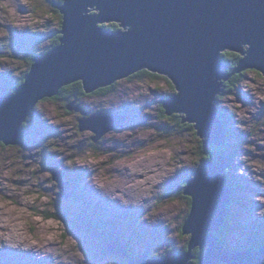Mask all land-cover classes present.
I'll return each instance as SVG.
<instances>
[{
  "label": "clouds",
  "instance_id": "obj_1",
  "mask_svg": "<svg viewBox=\"0 0 264 264\" xmlns=\"http://www.w3.org/2000/svg\"><path fill=\"white\" fill-rule=\"evenodd\" d=\"M66 3L67 0H56L54 4L48 3V0H0V44L9 43L11 30H16L48 37L36 45L33 55L44 56L63 47L64 32L60 30L64 29L66 17L61 8ZM82 15L99 16L100 12L89 7ZM129 31L130 27H122L120 33ZM57 34L62 38L53 44L51 37ZM250 49L251 44L242 45L240 62L233 67L237 69L247 59ZM3 65L8 66L3 70L8 71L17 82L8 93L15 95L16 88L23 86L20 73L25 69L19 60L0 56V66ZM18 67L20 71L16 70ZM143 69L150 70L143 67L115 79L119 81V86H114L115 90H110L102 102L90 101L101 104L97 110L103 111H114L122 104L130 103L137 110L142 109V115L151 117L147 124L134 129L109 130L102 136H97L95 132L97 137L107 142L115 141V144L106 143L103 149L92 147L94 131L80 130L79 114L70 111L67 106L72 101L57 99L53 94L38 98L32 110L38 114L42 124L56 129L59 135L49 136L41 146L31 150L25 149L22 144L0 139V264H11L10 258L3 255L5 253L30 254L37 261H50V264H90V258L80 241L69 231L67 221L60 215L61 188L55 173L44 167L45 154L55 155L57 163L61 165L57 172L86 169L89 173L86 184L102 197L119 202L125 208L143 209L140 223L163 224L169 230L167 239L170 240L172 233L169 225L176 227L172 218L186 211L185 202L178 198L179 193L184 191V184L162 206L154 207L155 198L160 195L158 186H164L168 179L184 169L192 172L199 170L202 162L198 150L204 137L191 130L173 131L161 136L150 126L157 122L153 119L155 109L162 104L157 97L167 96L172 89L166 80L169 75L158 71L150 70L149 79L132 78L133 74ZM230 71L232 68L229 66L225 74L228 75ZM151 73L160 75L151 77ZM228 79L218 81L221 89L215 96V107L217 111L226 110L234 117L235 129L246 134V140L240 146L242 154L233 160V166H238L235 175L258 184V191L264 193V148L260 147L264 145V115H261L264 112V70L241 75L236 81L235 91L226 89L223 82ZM67 83L55 92L58 93ZM238 91L250 97L251 103L241 102ZM48 96L51 98H44ZM31 120V116H25L20 128H28ZM192 123L199 132L196 122ZM215 153V148L208 151L209 156ZM225 174H231V169L226 168ZM253 200L264 206V195H256ZM164 209L169 211L165 213ZM254 215L264 218V207L255 210ZM176 247L178 251L179 245ZM168 248L153 250L151 258L163 256ZM105 264L119 262L109 258Z\"/></svg>",
  "mask_w": 264,
  "mask_h": 264
},
{
  "label": "water",
  "instance_id": "obj_2",
  "mask_svg": "<svg viewBox=\"0 0 264 264\" xmlns=\"http://www.w3.org/2000/svg\"><path fill=\"white\" fill-rule=\"evenodd\" d=\"M89 7L98 9L100 15H82ZM61 11L66 17L60 30L64 32L63 47L35 56L23 86L16 88L15 95L0 97V139L19 143L25 135L20 122L34 113L33 104L44 95L57 96L61 89L77 82L90 95L112 86L118 82L115 79L148 67L169 75L174 87L175 92L162 100L164 114L186 113L182 123L196 130L192 121L196 122V135L204 137L203 146L220 147L226 137L215 107V96L221 89L218 81L245 71L264 70V0H67ZM109 24L119 29L106 28ZM122 27H130V31L120 33ZM244 43L251 44L247 59L226 75L221 55L241 56ZM75 103L67 105L69 110L86 117L87 112ZM109 117L117 120L103 125V119ZM93 120L101 125L81 130L92 129L102 136L122 128L125 117L99 113L89 121ZM97 136L92 138L94 143L102 138ZM230 162V157L214 156L203 161L187 180L183 195L189 197L191 205L181 228V234L187 236L186 250L153 258L141 254L128 264H188L197 248L205 252L200 264H264V242L257 250L231 251L213 236L228 218L231 196L225 169ZM55 178L63 186L58 174ZM62 189L64 193L67 190ZM106 251L129 258L122 244L113 249L108 246Z\"/></svg>",
  "mask_w": 264,
  "mask_h": 264
},
{
  "label": "rangeland",
  "instance_id": "obj_3",
  "mask_svg": "<svg viewBox=\"0 0 264 264\" xmlns=\"http://www.w3.org/2000/svg\"><path fill=\"white\" fill-rule=\"evenodd\" d=\"M51 35H54V33ZM47 38L48 37L45 36H33L27 32L21 33L16 30H11L10 42L0 44V56H5L12 60H19L25 69L20 73V75H22L27 71V58L34 53L36 45ZM7 67V65L0 66V97L8 94H4L3 91L6 90L7 92L12 88V85L7 81L12 79L11 74L8 71L3 70ZM16 70L20 71L19 67ZM247 72L256 71H246V73ZM155 77H158V75ZM149 78L150 77L146 76L141 80ZM166 80L171 84L172 89V83L168 78H166ZM14 86L15 85H13V87ZM116 86H119V81ZM235 86L236 84L232 87L231 91H235ZM114 90L115 87L112 91ZM156 91L159 92L161 90L156 89ZM173 92H175L174 88L169 94H172ZM108 94L109 93L103 94V96L90 94L80 98L79 100H71L72 102L76 101L75 106H79L88 114L86 117L79 114L80 130L81 128L83 130L87 127L94 128L100 126L101 121L99 120L89 121L92 116L99 113H115L117 116L125 117L123 127L115 129V131L134 129L135 127L147 124V122L151 119V117L142 115V109L137 110L135 106L130 103H124L120 108L114 111H103L97 110L101 107V104L90 102H102L103 97ZM237 95L241 102L245 104L251 103L250 97L239 91L237 92ZM165 97L166 96L164 95H159L157 100L161 102V100H164ZM155 102L156 101H153V103ZM109 103L112 102L109 101ZM146 106L150 105L146 104ZM161 106L162 105L160 104L159 107L155 109L156 116L153 117V119L157 122L154 125H150L151 127H154L161 136L171 134L173 131H195L193 127H191L192 125H187L188 123H184L186 124L185 126H181L179 124L177 126L171 117H167L163 113L161 114ZM218 113H220L223 118V124L230 130L228 139L224 142V149L231 157L229 167L231 169V174H228V182L230 181V184L228 183V188L233 196V201L227 205V210L230 216L228 224L232 234H229L226 238L225 244L229 247H235L237 249L240 248V250L243 251L247 250L249 247H254L260 242H264V218H256L254 215L255 210L264 206L254 203L253 200L256 195H264V193H260L258 191L260 187L258 184L253 183L244 177H238L235 175L236 168L238 166H233V160L242 154L240 146L245 142L246 134L235 129L234 117H232L226 110L218 111ZM261 115H264V112H262ZM176 116H178L182 122V115L177 114ZM31 117L32 120L29 127L26 128L25 133L27 134L28 139L24 141L23 138V141L20 143L25 147V149L31 150L35 147H39L49 136L60 134L56 129L48 128L45 124H42L38 114L35 112L31 115ZM116 120V117L103 119V125L115 122ZM93 137H96L94 133ZM202 142L203 141H201L200 145ZM106 143L115 144L116 142H107L101 138L97 143H93L92 147H100L103 149ZM251 143H255V141H251ZM200 145L198 154L201 160ZM116 146L118 147L119 145ZM260 147L264 148V145H260ZM243 154L251 155L250 153ZM43 159L45 169H53L55 174L63 173L64 175L61 179L63 180V184H65V188H67V190L60 196V215L67 221L69 231L80 241L86 255L90 258V264H105V261L109 258H114L119 262V264H126L127 259L121 258L120 256L114 257L111 253L106 251L108 246H111L113 249L115 245H120V241L123 242L128 254L134 255L146 254L148 257H151V252L153 250H159L165 247L169 248L166 249L164 256L169 253L183 251L184 245L187 244V236L180 234V225H182V222L188 216L190 211V205L188 203L189 197L184 196L183 192L179 193L178 198L185 202L186 211H182L177 217L172 218V222L176 224V227L172 228L171 225H169L172 234L169 237L170 240H168L167 236L169 235V230L165 228L163 224H157L150 227L146 222L140 223V217L144 214L143 209L134 208V212H116V208H113L110 211L105 210L103 208L102 200L100 199L101 195L99 194L100 197L95 196L94 194H96V191L91 192L90 188H88L89 185L85 183V179L89 174L87 170L69 171L64 169L61 172H57V169L60 168L61 165L57 163L55 155L49 156L45 154ZM248 171L250 172V170ZM193 174L194 172L190 169H184L177 172L174 177L168 179L164 186H158L160 187V195L155 198L153 206H162L167 200L173 197V193L177 192L182 184H184L183 188H185V183L188 179L193 178ZM84 185L86 186L84 187ZM92 195H94L95 198L92 199ZM168 211V209H164L165 213ZM88 215H92L94 218H97L103 224V227L97 223H94V227H91L90 224L87 226L85 223H87L88 219H86V217ZM176 245H179L178 251ZM3 255H7L10 258L11 264H50V261H37L35 257L30 254L5 253ZM192 261L193 260L188 261V264H193L194 261Z\"/></svg>",
  "mask_w": 264,
  "mask_h": 264
},
{
  "label": "trees",
  "instance_id": "obj_4",
  "mask_svg": "<svg viewBox=\"0 0 264 264\" xmlns=\"http://www.w3.org/2000/svg\"><path fill=\"white\" fill-rule=\"evenodd\" d=\"M48 2L49 3H51V4H54V3H56V0H48ZM58 6V5H57ZM57 10V9H56ZM106 28H111V29H113V30H118L119 29V26L118 25H116V24H110V25H106L105 26ZM54 35H55V33H54ZM58 39H60V35L59 34H57L56 36H53L52 37V39H51V41L53 42V44L58 40ZM35 56H37V55H33V53L27 58V71L26 72H24L22 75H20V77H21V83L23 82V80H24V77L26 76V74L28 73V71H29V69H30V67H31V65H32V63H33V58L35 57ZM240 57L241 56H239V55H237V54H234V53H229V52H224L222 55H221V57H220V59H221V61L223 62V63H225L226 65H227V67L226 68H228L229 66L232 68V71L233 70H235V68L236 67H233V66H237V63H238V61L240 60ZM225 68V69H226ZM225 71V70H224ZM232 71H230L228 74H230V73H232ZM246 73V71L245 72H241V73H238V74H234V75H232L231 76V78L227 81V82H225L224 83V85H225V87H226V89H228L229 91H231V89H232V87H234V85L236 84V81L239 79V77L241 76V75H244ZM149 73L147 72V71H145V70H143V71H141V72H139V73H135L134 75H133V77L132 78H139V79H143L144 77H146V76H148L149 77V75H148ZM156 75L155 74H151V77H155ZM132 78H128V79H132ZM11 85H12V88H13V85H16V81L14 80V79H9V80H7ZM7 82V83H8ZM116 84H117V82L115 83V84H113L112 86H109V87H106V88H102V89H98L97 91H95L94 93H92V95H98V96H103V94H106V93H109V91L111 90H113V88H114V86H116ZM8 88H10V87H8ZM174 87H172V89H173ZM3 93L4 94H7V93H9V91H7L6 92V90L5 91H3ZM174 93V92H173ZM172 93V94H173ZM3 94V95H4ZM169 95H171V94H169ZM169 95H167V96H169ZM86 96V94L83 92V89H82V85H81V83L80 82H77V83H74V84H72V85H69V86H66V87H64L63 89H61L60 91H59V93H58V95L56 96V98L57 99H64L65 101H68V100H73V99H76V100H79L80 98H82V97H85ZM166 96V97H167ZM165 97V98H166ZM164 98V99H165ZM161 103H162V100H161ZM162 105V104H161ZM164 114V110H163V108H162V106H161V114ZM217 114H218V117H219V120H220V122H221V124L223 125V127L225 128V137H226V139H228V136H229V133H230V130L223 124V118H222V116L220 115V113H218V111H217ZM165 115V114H164ZM177 114H174V115H172V116H170L171 117V119L172 120H174L175 121V123H176V125L178 126V124L179 125H181V126H185L186 124H184V123H182L181 122V119H179L178 118V116H176ZM166 116V115H165ZM187 125H190L191 126V124H187ZM191 127H193V125L191 126ZM193 129H194V127H193ZM23 131H24V134L26 133V129H22ZM195 130V129H194ZM195 132H196V130H195ZM26 139H28V136H27V134H25L24 135V141L26 140ZM200 148H201V162H203V161H211L212 159H213V157L214 156H225V157H230V155H229V153L224 149V145L223 146H220V147H218V146H214V145H209L208 147H204L203 146V142H202V144L200 145ZM213 148H215V150L217 151V153H215V154H213L212 156H209L208 155V151H211ZM230 159H231V157H230ZM229 184H230V181L228 182ZM230 187V186H229ZM230 196H231V201H233L232 200V198H233V196L231 195V193H230ZM188 201H189V205H191V200L190 199H188ZM91 216L92 215H88L87 217H86V219H88L87 220V223H85L87 226H89V224L91 225V227L94 225V223H97L98 225H100L101 227H103V224L97 219V218H94L93 216H92V218H94V219H92L91 218ZM186 219H187V217L185 218V220L182 222V225H180V234H181V228H182V226H183V224H184V222L186 221ZM230 219V216H229V213H228V218L226 219V225L224 226V227H222L217 233H215L213 236L216 238V240L220 243V245H222L224 248H226V249H228V250H240V248L239 249H237V248H235V247H229V246H227V244H225V240H226V238L229 236V234H232V231H231V229H230V227H229V224H228V220ZM92 222V223H91ZM97 225V226H98ZM94 227V226H93ZM119 241V240H118ZM121 242V244H123V242L122 241H120ZM261 243H263V242H260V243H258L257 245H255L254 247H252V248H247V250H243V251H249V250H257L258 249V247H259V245L261 244ZM124 245V244H123ZM187 245V244H186ZM186 245H184V247H183V251L184 250H186ZM240 251H242V250H240ZM205 254V252H204V250H202V249H200V248H197L194 252H193V255L195 256V258H194V262H193V264H200V262H201V257L203 256ZM130 255V260L131 259H134V258H136L137 256H139V255H134V254H129ZM113 256V255H112ZM127 262H129V259L126 261V264H128Z\"/></svg>",
  "mask_w": 264,
  "mask_h": 264
},
{
  "label": "bare ground",
  "instance_id": "obj_5",
  "mask_svg": "<svg viewBox=\"0 0 264 264\" xmlns=\"http://www.w3.org/2000/svg\"><path fill=\"white\" fill-rule=\"evenodd\" d=\"M24 138V137H23ZM23 138L20 140V142H19V144L23 141ZM86 170V169H85ZM89 175V174H88ZM58 176H60L61 178H63L64 177V175H63V173H58ZM66 185H67V183H66ZM86 185H84V187H85ZM63 187H65V184H63V186H61L60 188H61V193H60V196L61 195H63L62 193H64V191H63ZM88 188H90V191L91 192H93V191H95L94 189H92L90 186H88ZM95 196H98V197H100V195H99V193L98 192H96V194H94ZM94 195H92L91 197H92V199L93 198H95V196ZM100 199L102 200V203H103V208L105 209V210H107V211H110V210H112L113 208L116 210V212H125V211H130V212H134L135 210H134V208L133 207H128V208H125V207H123V206H121L120 204H119V202H113V201H110V200H108V199H106V198H104V197H100ZM96 201V200H95ZM149 225V224H148ZM141 226V225H140ZM146 226V225H145ZM150 227H152L153 225H149ZM143 227V226H142Z\"/></svg>",
  "mask_w": 264,
  "mask_h": 264
},
{
  "label": "flooded vegetation",
  "instance_id": "obj_6",
  "mask_svg": "<svg viewBox=\"0 0 264 264\" xmlns=\"http://www.w3.org/2000/svg\"><path fill=\"white\" fill-rule=\"evenodd\" d=\"M188 199H189V198H188ZM188 203H189V201H188ZM128 259L130 260V255H129V258H128ZM128 259H127V260H128ZM127 260H126V261H127ZM127 263H128V262H127Z\"/></svg>",
  "mask_w": 264,
  "mask_h": 264
}]
</instances>
